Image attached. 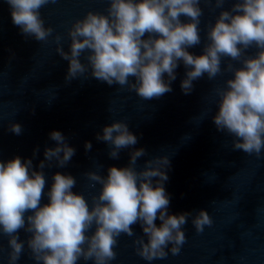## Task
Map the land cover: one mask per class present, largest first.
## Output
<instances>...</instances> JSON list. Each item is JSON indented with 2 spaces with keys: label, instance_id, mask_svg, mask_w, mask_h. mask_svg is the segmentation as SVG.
Here are the masks:
<instances>
[{
  "label": "clouds",
  "instance_id": "1",
  "mask_svg": "<svg viewBox=\"0 0 264 264\" xmlns=\"http://www.w3.org/2000/svg\"><path fill=\"white\" fill-rule=\"evenodd\" d=\"M5 2L12 23L24 36L47 42L53 35L54 29L45 27L40 9L57 0ZM227 3L231 6L226 9ZM202 4L210 11H220L214 23L206 25L202 54L195 55L188 49L202 43ZM67 36L71 41L67 52L61 45L63 37H54L56 52L68 61L66 82L86 79L90 72L91 77L109 86L127 87L144 100L172 91L181 62L186 69L180 85L185 95L205 74L214 80L231 73L226 86L215 89L219 100L213 122L218 131L233 137L232 150L260 158L264 150V0H107L104 12L88 11L71 24ZM250 49H256L254 55H249ZM82 55L87 63L81 62ZM223 58L228 62L222 68ZM9 130L20 135L22 126L11 123ZM50 139L56 146L45 148L39 170L33 169L32 159L22 161L16 156L0 161V236L8 238V264H17L25 251L21 229L30 234L27 248L36 264H78L81 259L110 264L117 257L115 249L122 234L135 237L137 255L153 261L165 259L168 251L180 253L188 217H193L197 233L212 226L211 216L203 209L194 216L191 212L169 214L164 182L169 178L170 160L167 156L149 159L138 171V159L147 155L144 148L130 152L128 166H110L107 176L100 174L101 166L84 173L89 187L101 185L99 194L91 197V206L83 193L73 191L76 178L61 172L53 174L49 202L41 206L47 183L44 169L66 167L76 151L60 131H52ZM96 139L108 144L112 159L138 143L128 124L120 120L104 126ZM91 148L86 141L85 150ZM37 152L35 149L33 155ZM137 223L142 236L133 231ZM4 251L0 246V259Z\"/></svg>",
  "mask_w": 264,
  "mask_h": 264
},
{
  "label": "water",
  "instance_id": "2",
  "mask_svg": "<svg viewBox=\"0 0 264 264\" xmlns=\"http://www.w3.org/2000/svg\"><path fill=\"white\" fill-rule=\"evenodd\" d=\"M230 6L225 4L226 9ZM201 7L202 43L188 49L195 55L202 54L206 25L214 23L220 11H210L203 4ZM106 8L107 0H57L46 5L40 13L45 27H52L54 32L47 42H40L21 33L12 23L9 5L0 0V161L19 156L22 161L32 159L33 169L39 170L45 148L56 146L50 133L60 131L76 150L75 155L64 168L44 169L47 183L41 206L49 202L47 192L56 172L75 177L77 185L73 191L83 193L91 206V197L99 194L101 185L89 187L84 173L101 166L100 174L107 176L110 166L126 167L130 152L136 148L147 152L137 161L138 171L145 161L167 156L170 168L164 187L170 199L169 214L191 212L194 216L203 209L211 216L212 226L197 233L193 217H188L182 228L186 242L180 253L172 255L166 249L165 259L153 261L137 255L135 237L122 234L115 249L117 257L110 264H264V150L260 158L232 150L233 137L218 131L213 122L219 100L215 89L225 87L231 73L225 72L214 80L205 74L193 82L192 92L185 95L180 85L186 69L181 62L171 83L172 91L152 100H144L115 83L109 86L91 77L90 72L86 79L65 81L68 61L56 52L55 35L63 37L61 45L69 51L67 29L71 24L88 11L104 12ZM255 52L256 49H250L249 55ZM80 59L87 63L84 55ZM227 62L228 58H223L222 68ZM130 81L135 83V78L130 77ZM117 120L128 124L138 143L122 149L119 158L112 159L108 144L98 141L96 136L102 134L104 126ZM11 123L22 126L20 135L9 130ZM86 141L92 144L89 151L85 150ZM35 149L38 152L34 156ZM160 223L157 219V226ZM132 227L137 236L143 235L139 223ZM29 236L20 230L25 251L17 264H36L27 248ZM0 246L5 249L0 264H8L7 237L0 236ZM78 264L94 261L81 259Z\"/></svg>",
  "mask_w": 264,
  "mask_h": 264
}]
</instances>
